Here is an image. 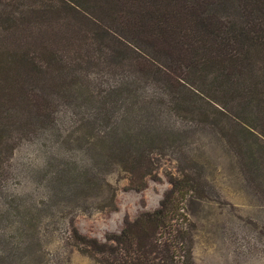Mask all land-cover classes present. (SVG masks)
I'll use <instances>...</instances> for the list:
<instances>
[{"label":"trees","instance_id":"trees-1","mask_svg":"<svg viewBox=\"0 0 264 264\" xmlns=\"http://www.w3.org/2000/svg\"><path fill=\"white\" fill-rule=\"evenodd\" d=\"M217 124L262 175L264 0H0L1 177L17 138H45L41 181L71 215L116 208L109 172L143 189L162 157L178 161L159 205L104 240L68 220L91 264H198L186 199L206 179L190 151ZM7 206L0 264H34L31 242L64 215L28 193Z\"/></svg>","mask_w":264,"mask_h":264},{"label":"rangeland","instance_id":"rangeland-1","mask_svg":"<svg viewBox=\"0 0 264 264\" xmlns=\"http://www.w3.org/2000/svg\"><path fill=\"white\" fill-rule=\"evenodd\" d=\"M233 127L227 124L224 130ZM195 135L190 153L200 161L199 165H204L202 180L206 179L200 186L201 193L186 199L189 214L197 223L195 260L198 264H264V173L260 175L244 164L220 124L206 128L200 125ZM17 139L4 175L0 176V209L7 208L16 194L28 193L39 204L64 215L57 224L51 222L43 229L39 240L31 242L34 253L44 252L34 257V264H91L92 258L68 240V220L73 217L82 232L104 240L107 232L122 228L126 217L134 218L145 209L157 207L171 186L169 175L180 174L178 161L165 156L157 162L159 177L148 178L146 187L135 189L130 186L128 173L115 169L107 178L118 186L116 208L81 207L70 215L71 208L65 201L51 199V187L40 178L38 167L45 159V138ZM0 243L8 247L4 237Z\"/></svg>","mask_w":264,"mask_h":264}]
</instances>
